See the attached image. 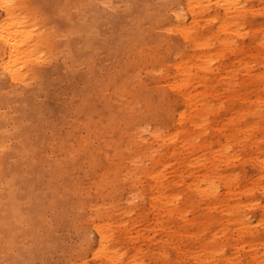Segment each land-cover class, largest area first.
<instances>
[{
  "label": "rangeland",
  "instance_id": "obj_1",
  "mask_svg": "<svg viewBox=\"0 0 264 264\" xmlns=\"http://www.w3.org/2000/svg\"><path fill=\"white\" fill-rule=\"evenodd\" d=\"M174 1L25 0L27 8L29 9L31 7L30 11H32L36 7L34 10L36 12L32 11L33 14L37 15L36 17L40 19L42 24L44 23L45 26L50 27L51 34L54 35L55 48L53 47L54 50L53 48L50 50L48 57L44 61L36 62L35 69L37 67L39 68L36 70V76L28 88L24 89L21 94L6 93L8 90L4 87L0 77V112L5 114L8 131L5 133L4 138L7 146L12 149L7 156L5 155L3 160L4 166L2 171H4L0 179V193L2 191L3 194L1 193L0 196H3L5 201L7 200L6 191L8 188H6L5 180L14 173L16 176L11 181L13 182L12 188L17 202L19 201L18 213L10 212L9 210H1L0 212V249L2 248L0 251V264H99L100 258L90 257L92 255L90 254L93 250L92 248L96 246V234L92 227L94 223L104 220L102 217H104L103 214L105 212L117 209L113 207H120V210H123L134 205L132 207L133 210L128 215L123 214L124 218L122 219L128 220L137 217L139 211H144L146 213V221L148 220L150 222V214L145 210L148 208L144 187L147 180L139 174L135 178L132 186L126 182L122 177L123 170H118L117 165L120 162V156L117 153L119 147L116 144L119 137L124 136V130L128 129V131H131L132 127L145 128V130H141V135L145 140L150 139L146 133L148 129L152 130L156 128L160 131H166L169 127L171 128V117H175L174 113L179 108H182L178 97L170 91L167 85H165L166 81L163 79L165 70L171 71V63L177 57L178 53H180L178 51L184 50L183 52L187 53V50H185L187 49L185 42L173 30V25L176 20L174 14L171 13L177 12L179 16L185 17V20L183 19L185 23L188 22L189 15L184 7V0ZM244 1V3L249 4L254 10L244 15L245 24L240 27L244 34L241 37L242 39H237V42L242 41L245 45L250 44V47L240 54H230L224 51V54L222 52L220 56L214 58L215 68H224L226 65H231L232 68L230 67V69L224 70V72L231 69H237L238 72L230 82L228 81L231 84L229 89L228 87L225 89L223 83H217L216 90L218 91V95L208 98L214 105V109L217 110L207 118V122L211 127L216 126L217 128L227 129L232 126L228 118L236 119L239 116H244L246 122L251 123L253 122L251 112L259 111L260 116L254 119V135L259 138V146L264 149V69L257 66L258 61L253 58L255 53H264V49L256 44L259 34L262 35L263 33L258 32V30L263 31L264 29V14L255 10L264 3V0ZM148 7L149 9L147 10ZM118 8L119 10H117ZM218 10L220 12L221 9ZM137 14H140V16ZM105 27L108 28L106 29ZM214 28V22H209L202 27L203 33L208 34L209 32L206 31H213ZM102 36L105 38L103 39ZM71 41L74 43L71 44ZM121 42L124 46L121 45ZM101 43L103 44L101 45ZM97 45L99 46L98 48ZM174 45L180 46L181 50H177L179 47L175 48ZM56 46H58L57 49ZM239 62H241L240 66ZM243 62H253V70L263 72V77L255 78L251 81L247 80L245 72L243 70L240 71L243 69ZM115 82L116 84L118 83V87H124L122 94L113 91L115 89ZM256 97H259L260 100H257ZM240 98L244 100H239ZM222 104L224 110L219 108ZM230 104H232L231 108L235 109L231 116L225 112ZM126 114L129 115L127 117L129 126L124 125L121 121ZM92 129L95 132H89L85 141L79 140L80 137H86L87 130ZM20 144L23 151L18 150ZM249 155L254 156V153ZM247 158L246 155L242 154L239 157V162H235L230 166H225L221 163L217 170L224 175L232 174L229 178L238 177V182H240L239 186L241 183H248L249 187H251L250 181L257 179L261 174L257 172L252 159ZM39 162L40 164H38ZM71 162L73 163L70 164ZM142 162L147 163L145 160ZM176 165L177 161L170 162L166 165L165 171L170 172V168L172 166L176 167ZM131 167L133 166L131 165ZM131 167L127 166V168ZM181 169L183 172L180 175H183V178L181 177V179H184L183 184L196 181V176L202 174L199 172L202 167L197 164H191ZM181 169L180 167L178 168L179 171ZM39 171L40 173H38ZM114 171L116 176H114ZM48 180L50 185L48 184ZM257 181L258 184H263L264 178L257 179ZM176 188V191L182 194L184 185L177 186ZM219 190L218 198L215 200L217 207L222 205L224 206L223 209H225L227 204L232 205L241 198L240 202L242 204L238 216L241 217V221H247V226H249L252 232V234L245 233L242 242L245 245L249 238L252 239L255 237V241L252 243L254 250L251 251L246 246L238 250L232 246L235 240L238 239L236 235L237 228L232 222L234 218L230 215H225V211L222 214L224 218L221 223L209 224L206 233H203L202 237L209 238L211 231H217L220 229L219 226L223 225L225 231L224 245H221L219 249L223 253L224 264H231L237 261L241 264H253L249 261L248 255L257 252L259 256L264 257V246L261 245L264 242V208H262L264 205V194L261 189L254 188L251 191L252 194L240 196L239 192H237L238 194L233 197L232 195L226 196L225 190L221 187ZM24 193L25 196L23 195ZM133 195L134 198L132 197ZM192 199V205H194V208L198 212L203 211L201 208H205V204L210 201L208 199L198 201L199 198H196L195 195ZM222 200L224 203L220 202ZM62 202L63 207L61 205ZM8 204L10 206V203ZM45 204L49 205L47 206ZM69 204L71 205L68 206ZM50 208L53 209L50 210ZM28 209L31 211H28ZM68 209L71 210L69 211ZM193 210V208L186 210V216L189 220L192 219ZM214 212L216 211H211L212 216L217 214ZM113 215L108 220V223L120 218L118 215ZM35 218L37 221L34 220ZM199 225L201 226V224ZM23 229L28 232H24ZM143 229V225L134 222L132 232L140 230V233L143 235L133 243L138 248L135 252L136 261L142 259L143 264H154L155 260H153L150 250L156 245L147 240L153 234L151 231ZM187 229L189 232H192L191 227ZM8 232H11L10 235ZM25 235L26 238L24 237ZM159 235L158 233L155 234L154 238L159 237ZM144 237L146 240H144ZM193 238V236L190 238V242L189 239H183L182 241L189 243L191 246L189 247L192 248L196 245L195 239ZM214 241H217V239H214ZM115 248H118L119 251L123 250L121 244H117ZM128 249L126 255L132 254L133 248L130 246ZM165 252L169 258L173 257L174 252L170 248L167 247ZM212 260L213 258L207 261L208 264H216ZM190 262L191 260H188V262L183 260L179 264H188ZM260 264H264V258Z\"/></svg>",
  "mask_w": 264,
  "mask_h": 264
},
{
  "label": "bare ground",
  "instance_id": "obj_2",
  "mask_svg": "<svg viewBox=\"0 0 264 264\" xmlns=\"http://www.w3.org/2000/svg\"><path fill=\"white\" fill-rule=\"evenodd\" d=\"M126 1H128V0H126ZM132 2H134V1H132ZM244 2H245L244 0H184V7L187 11V14L189 15V20L187 23H185V21H183V19L185 20V17L183 18V16H179L177 12L171 13V14H174V18L176 20L174 22L175 24L173 25V30L176 32V34H178L180 36V38L183 40V42H185L186 47H187V49H185V50H187V53H184L183 52L184 50L178 51L180 53H178L177 57H175L173 62L171 63V67H172L171 71L165 70V72L163 74V79L166 81L165 85H167V87L170 89V91L173 92V94L178 97V100L180 101V105H182V108L181 109L179 108V110H177L174 113L175 117H173V116L171 117L172 124H171V128L169 127L170 129L168 128L166 131H160L159 129H156V128H154L152 130L148 129L146 131V133L150 139L145 140V138L141 135V130H145V128L132 127L131 131H128V129L124 130V136L119 137V140L117 141V144H116L119 147V151H117V153L120 156V162L117 165L118 170H121V169L123 170L122 177L126 180V182H128V184L130 186H132V184H134L135 178H137L139 176V174H141L147 180L146 184H144L145 185L144 187L146 190L145 196H146V203H147L148 208L145 210H147V213L150 214V218H149L150 222H148V220L146 221V216H145L146 213L144 211H139L137 213V217H134V218H131L128 220L122 219V218H124L123 214L128 215L133 210L132 207L134 205L131 206L130 208L127 207L126 209H123V210H120V207H113V208H117V209H114L113 211H110V212H105L103 214L104 217H102V218H104V220H101L100 222L94 223L93 227H92V229L94 230V232L96 234V246L94 248L91 247L93 250L90 253V254H92V255H90V257L94 256V257L100 258L99 264H143L142 259H139L136 261L137 258L135 257L136 256L135 252L138 248L135 247V245H133V243H135L136 239H138L139 237H142L143 235L140 233V230L132 232L134 222L140 223L141 225H143V228H144L143 230L151 231V233L153 234L150 238H147V240H149L150 243L152 242V244L154 243V245H156L155 247H153V249L150 248L151 249L150 254L153 257V260H155L154 264H179V263L183 262V260H185L187 262H188V260H191L192 263L190 262L188 264H194V263L195 264H198V263L199 264H208L207 261H209L211 258H213L212 261L216 262V264H224V256H223L222 251L219 249V247L221 245H224L223 240H224V232L225 231H224L223 225L219 226L220 227L219 230L211 231L209 234V238L202 237L203 233H206L209 224L221 223L222 219L224 218V215H222V214H224V211L226 212L225 215H230L231 217L234 218V219H232V222H233L234 226L237 228L236 235H237L238 239L235 240V243H233L232 246L236 247L238 250L243 249L244 246H246L251 251L254 250L252 243L255 241V237L252 239L249 238V240L246 241L245 245L242 242V239L244 238L245 233L252 234V232H251L249 226H247V221H241L240 220L241 217L238 216V213L240 212V208H241V204H242L240 202L241 198L238 199L237 201H235L232 205L227 204L225 209H223L224 206H222V205H220V207H217V202H215V200H216V198H218V195H219L218 193L220 191L219 190L220 187L225 190L226 196L232 195L234 197L236 194H238L237 192H239L240 196H242V195L247 196L248 194H252L251 191L254 190V188L261 189L263 194H264V183L263 184L257 183L258 182L257 179L264 178V149L261 148V146H259V138L254 135V130H255V120L254 119L257 116H260V112L259 111L251 112L252 118H253V122H251V123L246 122V120L244 119V116H239V118H236V119L235 118H228V121L231 122L232 126L230 128H227V129L217 128L216 126L211 127V125H209V123L207 122L208 121L207 118L209 116L213 115L217 110V109H214V105L208 99L211 96H217L218 95V91L216 90L217 83L221 82L224 84L223 86L225 89H227L226 87H228V89H229L230 85H231V84H229V82L238 72L237 69H234V70L231 69V70L224 72V70L230 69V67L232 68L231 65L230 66L226 65V66H224V68H222V67L215 68L214 67L215 66L214 65V58L217 56H220L222 52L224 54V51H226V53H230V54H240L250 47L249 46L250 44L245 45V44H243L242 41L237 42V39L238 38L242 39L241 37L244 34L243 30L240 28L243 24H245L244 15L247 12L249 13L250 11L254 10L249 4L247 5ZM29 3H30V1H29ZM170 4H171V2H170ZM27 5H28V3H27ZM152 5H154V4H152ZM33 6H32V8H33ZM141 6H142V4H141ZM154 6H152V7L154 8ZM216 7L218 9H221L220 12ZM30 8L28 9L27 6L25 5V0H0V77L2 80L1 82H3V84H4V87L6 88V90H8V91H6V93L12 92L14 94L19 95L22 93V91L24 89L28 88V86L32 83V81L34 80V78L36 76V70L38 68L37 67L35 69L36 62L38 63L40 61H44L48 57L50 50L54 47V40H53L54 35L51 34L50 27L45 26L44 23L42 24L40 19L36 17L37 15L33 14L32 11H34L36 7L32 11H30ZM49 8H50V6H49ZM136 8H137V6H136ZM148 9H149V7L147 8V10ZM117 10H119V8ZM255 10L260 11V13L264 14V3H262L260 6H258V8H256ZM34 12H36V11H34ZM144 13H145V11H144ZM103 14H104V12H103ZM101 15H102V13H101ZM112 15H115V14H112ZM137 15L140 16V14H137ZM161 15H163V14H161ZM131 16H132V14H131ZM41 17L43 18V16H41ZM165 18H167V16H165ZM112 19H113V17H112ZM112 19H111V21H112ZM133 21H134V19H133ZM168 21H169V19H168ZM209 22H214L215 28L213 31H211V30L206 31V32H209L208 34H204L202 27ZM169 23H171V22H169ZM169 23H167V24H169ZM95 27H96V25H95ZM124 29H126V28H124ZM127 29H129V28H127ZM118 30H119V28H118ZM106 32H108V31H106ZM258 32H263V33H262V35L259 34V38L257 39L256 44L258 46L262 47V49H264V29H263V31L258 30ZM101 35H103V34H101ZM210 35H212V36L210 37ZM104 36H105V34H104ZM145 37H147V36H145ZM104 38L105 37H103V39ZM122 42H121V45H122ZM146 42H148V41H146ZM72 43H74V42L71 41V44ZM69 44H70V42H69ZM102 44L103 43H101V45ZM105 46H106V44H105ZM122 46H124V45H122ZM57 47L58 46H56V49H57ZM98 47L99 46L97 45V48ZM174 47L175 48L179 47V48H177V50H181L180 46H178V45H174ZM54 48H53V50H54ZM103 49H102V51H103ZM120 52H122V51L120 50ZM109 54H111V53H109ZM118 56H120V55H118ZM128 56H130V55H128ZM253 58L258 61L257 66H260L262 69H264V53H262V52L255 53L253 55ZM105 61H106V59H105ZM252 64H253V62H249V63L243 62V69L240 70V71L243 70V72H245L247 80H249V81H251L255 78L257 79V78L263 77V72L254 71ZM240 65H241V62H239V66ZM108 66H110V65H108ZM122 67H123V65H122ZM40 69H41V67H40ZM97 73H98V71H97ZM71 76H72V74H71ZM118 76H120V75H118ZM84 77H85V75H84ZM91 78H93V77H91ZM41 79H42V77H41ZM124 81H126V80H124ZM117 84L115 82V89L113 91L118 93V94H122L124 91V87L123 86L118 87ZM110 86H109V88H110ZM150 88H151V86H150ZM113 91H112V94H113ZM73 95H74V93H73ZM79 95L81 96V94H79ZM141 95H142V93H141ZM11 98H9V99H11ZM106 98H108V97H106ZM256 99L260 100L259 97H256ZM239 100H244V99L240 98ZM91 101H92V99H91ZM96 101H97V98H96ZM171 103H172V101H171ZM258 103H260V101H258ZM231 107H232V104H230L225 110L226 114L230 115V116L233 114L232 112L235 110V109H232ZM94 108H95V106H94ZM219 108H222L224 110L223 104ZM36 109H38V108H36ZM88 110H89V108H88ZM111 110H113V109H111ZM116 111H119V110H116ZM69 112H72V111H69ZM134 112H136V111H134ZM27 113H28V111H27ZM32 113H34V112H32ZM34 114H36V113H34ZM117 116H118V114H117ZM127 117H129L128 114H126L121 121L124 125L129 126L128 121H127ZM160 118H162V117H160ZM160 118H159V120H161ZM5 119H6L5 114L0 112V179L3 176V171H4V170L2 171L3 166H4V164H3L4 157H5V155L7 156L12 151V149L9 148L7 146V144L5 143V138H4L5 133L8 132L7 131V121ZM12 119H14V118H12ZM162 120H164V119H162ZM32 122H33V120H32ZM62 122H64V121H62ZM159 122H161V121H159ZM37 123H39V122L37 121ZM163 125H165V124H163ZM64 127H66V126H64ZM91 131L95 132L93 129L87 130L86 137H80L79 140L85 141L87 139L89 132H91ZM107 132H109V131H107ZM18 150L23 151V149L21 148V144L19 145ZM18 150H16V151H18ZM56 150H57V148H56ZM251 153L252 154L254 153V156H250L249 154H251ZM242 154L246 155V157H248L247 159H252L253 165L256 167L257 172L259 174H261L257 179H255V180L252 179L250 181V185H252L251 187H249L248 183L247 184L241 183V185L239 186L240 182H238V180H239L238 177L237 178H229V176L232 174L224 175V174L219 173V171L217 170L218 166L221 163H223L225 166H230L235 162H239V157ZM99 155H101V154H99ZM259 156H261V157H259ZM144 160L147 163L142 162ZM172 161H177L176 167L172 166L170 168L171 169L170 172H166L165 171L166 165H168ZM25 162H26V160H25ZM72 163L73 162H71L70 164H72ZM38 164H40V162ZM147 164H148V166H147ZM191 164H197L198 166H201L202 169L199 172H201L202 174L200 176H196V179H197L196 181H191L189 183L186 182L185 184H183L184 179H181V177L183 178V175H180L183 172L181 168L190 166ZM131 165L133 167H131ZM50 166H52V165L50 164ZM127 166L131 167V168H127ZM179 167H180L181 171L178 170ZM80 168H81V166H80ZM27 170H29V169H27ZM13 171H15V170H13ZM17 171H18V169H17ZM20 171H21V169H20ZM32 171H33V169H32ZM8 173H10V172H8ZM17 173H19V172H17ZM38 173H40V171ZM114 173H115V171H114ZM186 173H188V172H186ZM68 175H70V174H68ZM15 176H16V174L13 173L5 180V182H6L5 184L7 185L6 188H8L6 191L7 200L5 201V199H3L4 197L0 196V212H1V210H3V211L9 210L10 212L18 213V207H19L18 202L19 201L17 202L14 190L12 188L13 182H11L12 179H15ZM114 176H116V173ZM117 176H119V175H117ZM20 181H22V180H20ZM20 181H18V182H20ZM30 183H28V184H30ZM49 183L50 182L48 180V184ZM86 183H88V182H86ZM182 185H184V190L181 194V193H178L176 191V189H177L176 187L177 186L179 187ZM235 186H237V187H235ZM39 188H41V187L39 186ZM122 191H123V189H122ZM29 192H31V191H29ZM1 193L3 194L2 191H1ZM37 193H38V190H37ZM26 194H28V193H26ZM23 195L25 196V193ZM39 195H41V194H39ZM194 195L196 196V198H199L198 201H201V200L203 201L206 199L210 200L208 203L205 204L206 205L205 208H201L203 211L198 212L194 208V205H192V200H193L192 198L194 197ZM4 196H5V194H4ZM132 197L134 198V195ZM223 199H224V197H223ZM18 200H19V198H18ZM56 201H55V203H56ZM220 202L224 203L223 200ZM8 203H10V206ZM31 203L34 204L33 202H31ZM32 204H30V205H32ZM45 205L48 206L49 204H45ZM61 205L63 207V202ZM70 205L71 204H69L68 206H70ZM32 207H33V205H32ZM42 207H43V205H42ZM188 208L194 209L193 210L194 212L192 213V219L191 220H189L186 216V210ZM262 208H264V205L262 206ZM51 209H53V208H50V210ZM29 210L30 209H28V211ZM95 210H97V209H95ZM211 211H216L214 213H217V214L215 216H212ZM114 212H115L114 215H118V216H120V218L112 220L111 223H108L109 222L108 220L111 218V216L113 215ZM35 213H37V212H35ZM67 214H68V212H67ZM4 215L6 216V214H4ZM34 220H36V218ZM15 222H17V221H15ZM90 223H92V222H90ZM198 224H201V226L200 225L198 226ZM37 226H38V224H37ZM89 226L91 227V225H89ZM189 227H191L192 232L188 231L187 228H189ZM11 228H12V226H11ZM23 231H24V229H23ZM24 232H26V231H24ZM10 233H9V235H10ZM157 233L160 234L159 237L154 238L155 237L154 235ZM5 234H6V232H5ZM192 236L194 237L193 239H195L194 241H195L196 245H194L192 248H190L191 247L190 244L184 243L182 240L183 239H189V242H190V238H192ZM24 237L26 238V235ZM214 239H217V241H214ZM246 239H248V238H246ZM31 240H33V239H31ZM144 240H146L145 237H144ZM6 241H8V240H6ZM12 243H14V242H12ZM226 243H227V240H226ZM117 244H121V247H123L122 251H119L118 248H115L117 246ZM261 245L264 246V242L261 243ZM13 246H15V245H13ZM130 246L133 248V253L130 255H126L127 250H129L128 248ZM167 247L170 248L174 252L172 258H169L167 253L165 252ZM5 248H7V247H5ZM21 248H23V247H21ZM1 250H2V248L0 249V251ZM248 257H249V261L253 264H260L261 260L264 258L262 256H259L257 252H254L253 254L248 255ZM231 264H241V263L237 261V262H234Z\"/></svg>",
  "mask_w": 264,
  "mask_h": 264
}]
</instances>
